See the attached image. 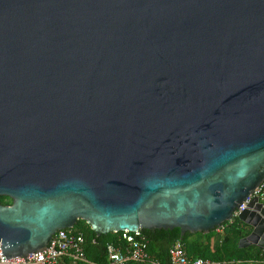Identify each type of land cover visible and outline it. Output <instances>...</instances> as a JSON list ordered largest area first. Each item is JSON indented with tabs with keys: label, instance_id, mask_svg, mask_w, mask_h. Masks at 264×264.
<instances>
[{
	"label": "water",
	"instance_id": "1",
	"mask_svg": "<svg viewBox=\"0 0 264 264\" xmlns=\"http://www.w3.org/2000/svg\"><path fill=\"white\" fill-rule=\"evenodd\" d=\"M264 182V0H0V248L208 233ZM264 249V204L237 216Z\"/></svg>",
	"mask_w": 264,
	"mask_h": 264
},
{
	"label": "trees",
	"instance_id": "2",
	"mask_svg": "<svg viewBox=\"0 0 264 264\" xmlns=\"http://www.w3.org/2000/svg\"><path fill=\"white\" fill-rule=\"evenodd\" d=\"M10 198L0 195V203L9 204ZM264 204V201H263ZM74 230H79L84 238L85 257L94 263L106 264L108 261L107 243L121 242V232H108L97 235L84 220L79 219ZM141 233L147 239V250L149 256L157 259L160 264H168V248L171 243L179 238V229H141ZM251 227L234 217L231 221L223 223V230L217 232L212 230L208 233L185 232L180 239L184 245L187 256L201 257L210 260H225L227 264H264V249L250 244L246 247H239L238 241L248 235ZM60 264H91L84 261L72 263L64 257ZM125 264H149L130 260Z\"/></svg>",
	"mask_w": 264,
	"mask_h": 264
},
{
	"label": "built area",
	"instance_id": "3",
	"mask_svg": "<svg viewBox=\"0 0 264 264\" xmlns=\"http://www.w3.org/2000/svg\"><path fill=\"white\" fill-rule=\"evenodd\" d=\"M256 196L258 201H264V182L259 184L251 194L247 195L243 202L233 211L231 221L237 217L251 199ZM218 233L223 230V223L215 229ZM121 232V242H110L106 245L108 261L106 264H125L127 261L134 260L147 262L149 264H160L157 259L149 256L147 250V239L140 230ZM66 257L72 263L84 261L91 264H98L89 261L84 253V238L79 230L73 228L58 229L52 235L45 248L28 252L25 261L22 256H2L0 248V264H60ZM225 260H210L201 257H189L186 254L184 245L180 239L174 240L168 248V264H227ZM264 262V259H263Z\"/></svg>",
	"mask_w": 264,
	"mask_h": 264
}]
</instances>
